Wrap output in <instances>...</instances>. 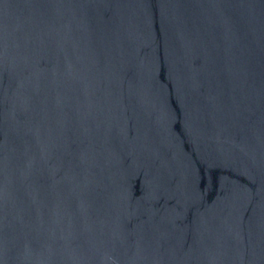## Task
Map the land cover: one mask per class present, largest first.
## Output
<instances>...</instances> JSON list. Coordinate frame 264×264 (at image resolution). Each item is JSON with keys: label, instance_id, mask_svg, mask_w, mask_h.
Here are the masks:
<instances>
[{"label": "water", "instance_id": "obj_1", "mask_svg": "<svg viewBox=\"0 0 264 264\" xmlns=\"http://www.w3.org/2000/svg\"><path fill=\"white\" fill-rule=\"evenodd\" d=\"M0 264H264V0H0Z\"/></svg>", "mask_w": 264, "mask_h": 264}]
</instances>
